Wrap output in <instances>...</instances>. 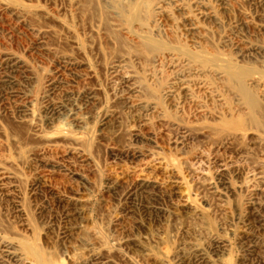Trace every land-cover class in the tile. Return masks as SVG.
I'll use <instances>...</instances> for the list:
<instances>
[{
  "label": "rangeland",
  "instance_id": "1",
  "mask_svg": "<svg viewBox=\"0 0 264 264\" xmlns=\"http://www.w3.org/2000/svg\"><path fill=\"white\" fill-rule=\"evenodd\" d=\"M0 264H264V0H0Z\"/></svg>",
  "mask_w": 264,
  "mask_h": 264
},
{
  "label": "bare ground",
  "instance_id": "2",
  "mask_svg": "<svg viewBox=\"0 0 264 264\" xmlns=\"http://www.w3.org/2000/svg\"><path fill=\"white\" fill-rule=\"evenodd\" d=\"M149 40V39H148ZM144 46L143 40L140 42ZM147 48H157L156 46L150 47V45H145ZM229 65V64H226ZM218 67V66H217ZM220 68V67H219ZM222 69V68H221ZM225 74L226 81L229 86H231L243 101V103L249 108L252 114L260 106V101L257 95L254 93L252 88H250L247 77H250L244 69L239 67H233V65L226 66ZM222 77V76H221ZM251 82L256 84L257 80L255 78L250 79ZM253 86V85H252Z\"/></svg>",
  "mask_w": 264,
  "mask_h": 264
}]
</instances>
